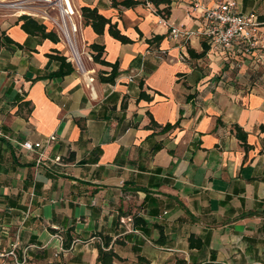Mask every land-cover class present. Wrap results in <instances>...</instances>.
Listing matches in <instances>:
<instances>
[{
  "label": "crops",
  "instance_id": "1",
  "mask_svg": "<svg viewBox=\"0 0 264 264\" xmlns=\"http://www.w3.org/2000/svg\"><path fill=\"white\" fill-rule=\"evenodd\" d=\"M20 1L0 0V32L13 41L0 46V264H99L104 237L113 264H264V57H190L205 42L194 0H170L166 25L152 7L71 0L132 43L82 20L86 44L103 46L119 75L102 83L110 68L86 59L89 73L50 78L59 63L48 56L64 44L26 34L7 5ZM235 1L264 18V1ZM170 26L194 35L173 39Z\"/></svg>",
  "mask_w": 264,
  "mask_h": 264
},
{
  "label": "built area",
  "instance_id": "2",
  "mask_svg": "<svg viewBox=\"0 0 264 264\" xmlns=\"http://www.w3.org/2000/svg\"><path fill=\"white\" fill-rule=\"evenodd\" d=\"M38 3V5H36ZM199 1L194 0L190 6L192 15L190 18L197 19L200 30L197 32L208 44L212 52H223L234 55L240 53L245 57H264V21L259 20L254 13H243L235 0H219L212 6H199ZM32 6L41 22L48 23L58 38L63 42L66 54V62L70 63L78 73H89L85 67V60L92 61L91 52L82 36V17L80 12L73 6L71 0H23L14 6ZM146 6L151 7L149 4ZM200 10L199 16L194 13ZM49 11H54L51 15ZM33 17V16H31ZM159 24L166 25V19L159 16ZM169 33L173 39L184 43L194 35V32L169 27ZM80 46V47H79ZM90 81L93 78L89 79ZM130 77L128 82H132ZM54 140L50 137L48 142ZM22 147L26 150L37 149L40 144L24 142ZM61 240V237H59ZM65 252V249L60 250ZM15 264H24L25 260L14 259Z\"/></svg>",
  "mask_w": 264,
  "mask_h": 264
},
{
  "label": "trees",
  "instance_id": "3",
  "mask_svg": "<svg viewBox=\"0 0 264 264\" xmlns=\"http://www.w3.org/2000/svg\"><path fill=\"white\" fill-rule=\"evenodd\" d=\"M111 7L113 8H124V9H133L137 6H146L149 4L158 16L167 19L170 15L171 7H170V0H110ZM264 1V0H260ZM21 13H24V8L17 7ZM80 14L84 24L90 26L93 33L96 35H102L105 31L108 33L110 37L114 40L120 42L121 44H129L132 41L125 36L118 28L117 23H112L110 18H105L101 15L96 8H91L89 6L81 7ZM259 20L264 21L262 17H258ZM18 22H21L20 28L28 35L31 36H38L41 39H48L53 43H57L59 38L57 34L53 30H47V27L42 23L36 20L35 18L28 16V15H20L18 18ZM139 36L141 33L138 32ZM162 40L161 36H154L151 40H146L148 45H151L153 42L159 43ZM7 44H13V41L5 35L4 32H0V46H4ZM89 51L91 52L92 61L96 64L109 67L110 70L101 71L98 74V80L102 83L112 84L115 82V79L119 75L118 72V64L109 63L104 60L103 53L104 47L97 45V44H90L88 45ZM209 46L206 42H202V52L196 54L193 50L189 49L188 54L192 58H201L203 57L206 52L208 51ZM51 59L55 60L59 63V67L55 72L49 74L50 78H63L66 75L71 74L74 71L72 65L66 62L64 56L61 55H49ZM140 98H148L143 92L139 94ZM152 126L158 127V125L151 120ZM175 125H165L161 128V131H165L170 129ZM236 130V137L245 144L246 140V133L243 132L238 126H235ZM133 223L137 224L138 219L134 216ZM109 238L104 237L102 238V244L97 245L98 256H97V263L99 264H113L115 259H118L116 254L114 253L113 249L109 247ZM191 245V243H190ZM196 246H199L197 244ZM137 264H149L147 260L142 257H139L137 260ZM174 264H186V261L183 259H176Z\"/></svg>",
  "mask_w": 264,
  "mask_h": 264
},
{
  "label": "rangeland",
  "instance_id": "4",
  "mask_svg": "<svg viewBox=\"0 0 264 264\" xmlns=\"http://www.w3.org/2000/svg\"><path fill=\"white\" fill-rule=\"evenodd\" d=\"M7 5L11 6V7H10V8H11L10 10H11V12L14 13V14L20 13L21 15L33 16V18L40 20V18L37 17V16H38L37 13H35V12L32 10V8H31L32 6H30V5H24V6H21V8H24V10H22V11H24V13H21L20 10L17 9L18 6H14L15 3H9V4H7ZM36 5H38V3H37ZM49 12H50L51 15H53V16L55 15V12H54V11H49ZM50 27H51V26L48 25L47 28H50ZM79 47H80V46H79ZM85 66H86V68H87L86 62H85Z\"/></svg>",
  "mask_w": 264,
  "mask_h": 264
}]
</instances>
